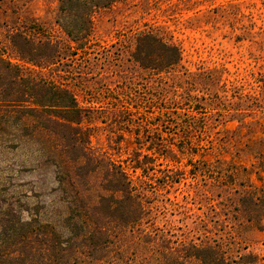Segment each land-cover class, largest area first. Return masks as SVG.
I'll return each mask as SVG.
<instances>
[{
  "label": "rangeland",
  "instance_id": "rangeland-1",
  "mask_svg": "<svg viewBox=\"0 0 264 264\" xmlns=\"http://www.w3.org/2000/svg\"><path fill=\"white\" fill-rule=\"evenodd\" d=\"M60 2L0 0V56L69 89L84 109L93 153L121 165L148 201L150 242L127 230L126 262L133 251L140 260L158 251L181 256L183 245L194 244L264 264V233L237 210L249 185L264 189V0H122L93 14L81 50L60 25ZM16 32L50 41L59 56L40 67L21 60L10 42ZM146 32L176 44L180 66L156 73L136 63L137 38ZM6 131L0 213L60 225L58 179L70 164L54 154L58 139L21 136L15 124ZM146 155L156 160L144 172L135 166ZM166 175L179 182L164 183ZM101 180L95 173L94 189Z\"/></svg>",
  "mask_w": 264,
  "mask_h": 264
},
{
  "label": "trees",
  "instance_id": "trees-1",
  "mask_svg": "<svg viewBox=\"0 0 264 264\" xmlns=\"http://www.w3.org/2000/svg\"><path fill=\"white\" fill-rule=\"evenodd\" d=\"M119 1L61 0L59 22L76 50L90 42L93 14ZM10 42L21 60L38 67L54 63L59 56L55 44L35 41L23 32L12 34ZM132 57L143 69L156 73L174 69L182 62L176 44L150 32L138 36ZM84 113L69 89L25 74L19 65L0 56V133H7V128L15 124L21 136L53 134L60 143L55 156L70 164L60 171L58 179L59 201L65 210L60 225L28 221L13 210L0 213V264H130L122 255L127 230L131 234L140 232L143 244L150 242V233L143 228L149 214L148 201L121 165L93 153L89 134L82 125ZM168 150L164 149L171 152ZM155 160L146 155L135 167L144 172L154 170L148 163ZM97 172H101L102 180L99 189H94L92 178ZM204 172L207 175V170ZM227 177L232 184L235 175ZM162 181L179 182L170 175ZM238 202L241 215L264 233V189L249 185ZM181 252L179 256L175 251H158V256L140 260L133 251L131 264H189L191 259L201 264L258 261L253 254L241 255L237 260L219 245H183Z\"/></svg>",
  "mask_w": 264,
  "mask_h": 264
}]
</instances>
